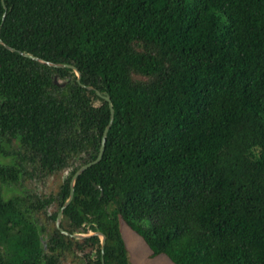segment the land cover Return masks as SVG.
Returning a JSON list of instances; mask_svg holds the SVG:
<instances>
[{"label": "trees", "instance_id": "16d2710c", "mask_svg": "<svg viewBox=\"0 0 264 264\" xmlns=\"http://www.w3.org/2000/svg\"><path fill=\"white\" fill-rule=\"evenodd\" d=\"M0 26V264H131L121 221L174 264H264V0H0ZM96 91L114 122L61 227L103 253L55 225L110 122Z\"/></svg>", "mask_w": 264, "mask_h": 264}, {"label": "rangeland", "instance_id": "374dc122", "mask_svg": "<svg viewBox=\"0 0 264 264\" xmlns=\"http://www.w3.org/2000/svg\"><path fill=\"white\" fill-rule=\"evenodd\" d=\"M80 161L75 162V166L78 167ZM69 175V171H66L62 175L53 176L50 178H44L42 180H28L23 187L10 189L6 192V198H11L14 195H21L23 192H33L34 194H40L45 196L55 195L60 188L61 182L64 181ZM57 209V204H54L48 209V215H51ZM56 225V223H55ZM120 234L126 247L128 259L131 264H174L167 256L158 255L153 256L150 247L146 242L136 234L129 226L124 222L120 223ZM79 256H83L84 253H78ZM62 264H81L78 261L72 262L71 258H68Z\"/></svg>", "mask_w": 264, "mask_h": 264}, {"label": "water", "instance_id": "95a60500", "mask_svg": "<svg viewBox=\"0 0 264 264\" xmlns=\"http://www.w3.org/2000/svg\"><path fill=\"white\" fill-rule=\"evenodd\" d=\"M1 28V26H0ZM0 43L6 47L8 50L10 51H13L15 52L16 50L7 46L1 39H0ZM22 56L26 57V58H29L31 60H34V61H37L41 64H46L50 67H53V68H70L72 70H74V72L76 73L77 75V80L78 82L80 83L81 82V73L80 71L73 67V66H70V65H65V64H55V63H51V62H47V61H44L43 59H40L38 57H35L31 54H28V53H23V52H19ZM54 83L56 85H61V86H65V83L61 84L58 80V77H55L54 79ZM83 87H85L84 85H82ZM88 90H94L93 87H86ZM97 95L100 96L101 98H103L105 101H107L109 103V106H110V113H111V118H110V122H109V125L107 126L105 132H104V135H103V138H102V143H101V148H100V152H99V155L97 157L96 160L92 161V162H89V163H86L84 164L76 173L75 175L73 176L72 180H71V188H70V195H69V198L68 200L65 202V204L63 205V207L61 208L60 212L58 213V216H57V219H56V227L58 228V230L66 235V236H69V237H72L74 239H77V240H83V239H86V238H89V237H92V236H98L101 238V250H102V253L104 252V248H105V244H106V237L100 233L99 231L97 232H90V233H87V234H83V233H74V234H71L67 231H65L64 229H62L61 227V223H62V220H63V213H64V210L70 205V203L72 202L73 198H74V192H75V184H76V181L77 179L86 171L88 170L89 168H91L92 166L96 165L97 163L101 162L103 156H104V152H105V148H106V141H107V135H108V132L114 122V108H113V103L111 101V98L110 96L108 95V93H100L99 91H96ZM98 189L101 190V188L99 186H97Z\"/></svg>", "mask_w": 264, "mask_h": 264}]
</instances>
